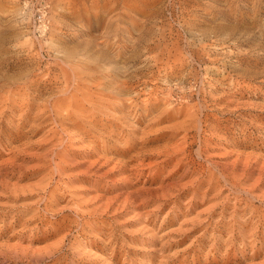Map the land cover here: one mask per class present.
<instances>
[{
  "label": "rangeland",
  "instance_id": "rangeland-1",
  "mask_svg": "<svg viewBox=\"0 0 264 264\" xmlns=\"http://www.w3.org/2000/svg\"><path fill=\"white\" fill-rule=\"evenodd\" d=\"M32 1L0 0V264H264V0H50L42 37Z\"/></svg>",
  "mask_w": 264,
  "mask_h": 264
},
{
  "label": "built area",
  "instance_id": "built-area-1",
  "mask_svg": "<svg viewBox=\"0 0 264 264\" xmlns=\"http://www.w3.org/2000/svg\"><path fill=\"white\" fill-rule=\"evenodd\" d=\"M50 9V0H33L30 6L31 10V28L36 37H42L49 28L48 13Z\"/></svg>",
  "mask_w": 264,
  "mask_h": 264
},
{
  "label": "bare ground",
  "instance_id": "bare-ground-1",
  "mask_svg": "<svg viewBox=\"0 0 264 264\" xmlns=\"http://www.w3.org/2000/svg\"><path fill=\"white\" fill-rule=\"evenodd\" d=\"M50 105V104H49ZM58 120V119H57ZM59 121V120H58ZM55 153V152H54Z\"/></svg>",
  "mask_w": 264,
  "mask_h": 264
}]
</instances>
